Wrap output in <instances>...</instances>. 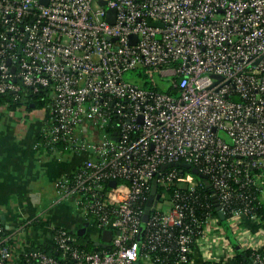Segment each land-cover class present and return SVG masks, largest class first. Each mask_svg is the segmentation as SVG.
<instances>
[{
    "label": "built area",
    "instance_id": "built-area-1",
    "mask_svg": "<svg viewBox=\"0 0 264 264\" xmlns=\"http://www.w3.org/2000/svg\"><path fill=\"white\" fill-rule=\"evenodd\" d=\"M139 68L169 77L172 93L125 79ZM22 88L49 108L35 148L85 156L57 182L54 203L71 202L93 241L112 232L88 251L49 226L60 259L195 264L199 253L225 264L230 231L251 264H264V245L241 223L264 229V0H0V94ZM172 163L196 167L208 195ZM37 220L7 229L0 217V264H59L58 253L17 249Z\"/></svg>",
    "mask_w": 264,
    "mask_h": 264
},
{
    "label": "crops",
    "instance_id": "crops-1",
    "mask_svg": "<svg viewBox=\"0 0 264 264\" xmlns=\"http://www.w3.org/2000/svg\"><path fill=\"white\" fill-rule=\"evenodd\" d=\"M48 116L47 104L30 110L24 106L10 109L7 103L0 104V217L7 229L32 219L45 221L42 226L36 221L30 229L26 227L19 233L17 249L22 243L52 246L49 226L71 232L85 221L71 202L54 203L57 182L62 175L75 170L85 156H56L35 148ZM241 223L249 230V238L263 246L264 229L244 218ZM229 233L233 252L229 258L225 254V264H232L235 247L241 248L232 238V232ZM194 262L202 264L199 253L194 254Z\"/></svg>",
    "mask_w": 264,
    "mask_h": 264
},
{
    "label": "trees",
    "instance_id": "trees-1",
    "mask_svg": "<svg viewBox=\"0 0 264 264\" xmlns=\"http://www.w3.org/2000/svg\"><path fill=\"white\" fill-rule=\"evenodd\" d=\"M150 87H153L155 89L161 90L160 87L158 85H151ZM165 91V90H164ZM167 92L172 93V90L166 89ZM1 103H7L8 107L10 109H14L16 107L19 106H24L26 109H32V108H41L46 104V99L44 98V96L42 94H31L28 92V90L26 88H22V90L17 94L15 93H11V92H6L5 94H0V104ZM199 181H203L202 179L198 178ZM209 189H207L205 187V185L201 188L200 190V194L201 196H204V194L209 193ZM258 214L261 215L262 214V218L264 219V207L263 205H260V207H258ZM212 212L214 213L215 211L212 209ZM36 224L39 225H45V221H42L41 219L37 220ZM230 232V231H229ZM74 234V233H73ZM75 235V234H74ZM76 240L77 243L79 245V247L84 248L88 251H93L96 249H99V247L97 248L94 245V241L92 240V238L90 237V235L88 234H84L83 236H76ZM229 237H230V233H229ZM30 248L32 249H38L47 253H58L57 258L59 260V264H70L69 260L67 259H60V253L57 252L55 250V246H45V245H40V246H36V245H31ZM260 253L264 254V249L260 250ZM251 251L250 250H243V249H237L235 247V251L233 254V258H232V264H251ZM204 264H219V263H215V262H205Z\"/></svg>",
    "mask_w": 264,
    "mask_h": 264
},
{
    "label": "water",
    "instance_id": "water-1",
    "mask_svg": "<svg viewBox=\"0 0 264 264\" xmlns=\"http://www.w3.org/2000/svg\"><path fill=\"white\" fill-rule=\"evenodd\" d=\"M101 3H103V2H101ZM113 15H114V10L113 9H109L108 10V21L113 22ZM150 24L154 25L155 23L150 22ZM12 70H13V68H12ZM171 166H179V167H181V169L190 170L191 173H193L194 175L198 176L199 178H201L204 181L205 187L207 189H210V184L206 180L205 176H203L201 173H199V171L197 170L196 167H191L190 164H188V163H172ZM165 167L166 166H163L162 168H165ZM110 185L111 186L115 185V181H111L110 182ZM155 189H156V186L154 184L153 185V188H152V192H151L150 199L148 201V206L151 204V201L153 199V195H154ZM155 197L158 198V195H156ZM212 199H213V201L215 203V209L217 210L218 216L220 217L221 220H223L224 219V216H223L222 212L218 209L215 196H213ZM148 212H149V209L147 207L146 210H145V213L143 214V217H142V220L144 222L147 221ZM2 223H4V222L2 221ZM88 227H89V221H84V222L81 223V226L79 228H77L75 230H72L71 232L74 233L76 236L80 237V236H83L85 234V232H86V230H87ZM141 233L139 235V238L141 237ZM111 237H112V232L110 230H104L102 232L101 239L103 241L108 242V241H110ZM105 242H99V241L96 240V241H94V245L96 247L99 246V245L105 247L106 246V243ZM134 264H139V262L136 261Z\"/></svg>",
    "mask_w": 264,
    "mask_h": 264
},
{
    "label": "rangeland",
    "instance_id": "rangeland-1",
    "mask_svg": "<svg viewBox=\"0 0 264 264\" xmlns=\"http://www.w3.org/2000/svg\"><path fill=\"white\" fill-rule=\"evenodd\" d=\"M124 77L126 80L130 81V83H134L137 85H142L144 87H150L151 85H158L162 91H166V88L168 87L170 83L169 77H160L158 73L150 68H139L135 71L127 72L124 74ZM190 176L196 177L193 174ZM161 208V207H159ZM228 224L227 221H222L220 223L221 227H226ZM88 230L90 231V237L92 239L96 238L95 231L92 228L88 227ZM231 234V233H230Z\"/></svg>",
    "mask_w": 264,
    "mask_h": 264
},
{
    "label": "flooded vegetation",
    "instance_id": "flooded-vegetation-1",
    "mask_svg": "<svg viewBox=\"0 0 264 264\" xmlns=\"http://www.w3.org/2000/svg\"><path fill=\"white\" fill-rule=\"evenodd\" d=\"M90 228V227H89ZM86 234H88V235H90L91 233H90V231L88 230V228H87V230H86V232H85Z\"/></svg>",
    "mask_w": 264,
    "mask_h": 264
}]
</instances>
